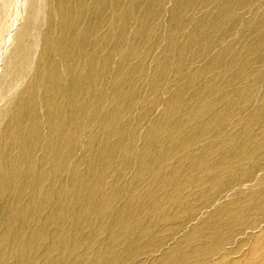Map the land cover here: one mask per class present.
Segmentation results:
<instances>
[{
    "label": "rangeland",
    "instance_id": "1",
    "mask_svg": "<svg viewBox=\"0 0 264 264\" xmlns=\"http://www.w3.org/2000/svg\"><path fill=\"white\" fill-rule=\"evenodd\" d=\"M75 10L36 40L27 85L57 107L28 126V196L0 195V264H264V0Z\"/></svg>",
    "mask_w": 264,
    "mask_h": 264
},
{
    "label": "bare ground",
    "instance_id": "2",
    "mask_svg": "<svg viewBox=\"0 0 264 264\" xmlns=\"http://www.w3.org/2000/svg\"><path fill=\"white\" fill-rule=\"evenodd\" d=\"M56 1H58V4L53 5L52 1H51V3H49V2H47V0H0V99L2 100L0 102L2 105V102L8 101L7 106L5 108H3L1 110L2 106L0 107V120L1 121L10 120L9 122H7L9 126L5 130V133L3 135V141L8 142L11 139H14L16 141V146L19 149V154L14 158L12 157L11 150L9 149L10 151L9 150L7 151V149H8L7 146H5L2 150L0 149L1 150L0 151V195L11 194L12 187L14 186V183L17 179L20 181L21 194L28 196L26 194L27 187L29 188L28 183H29V176H30V166H29V153L30 152H29L28 126L32 120L37 121L38 117H40L42 113L50 112V108H53L54 106L57 107L56 101L51 99L50 93L49 94L45 93V94L41 95L39 93V87L40 86L38 87V89H37V87H35V88L33 87L34 89L31 91V89L29 87V86H31V84L28 83L29 86L27 85L28 77L30 76L28 74V71L30 70V67H31L32 62H33L32 61V57L34 56L33 52L35 50H37V44L36 43H39L36 40L37 39H43V37L46 33V30L48 33V27L49 26L51 27V29L53 31H56V32L60 28V27L59 28L57 27L56 23H53V24L47 23V19H49L51 21L54 18L56 19V18L62 17V18H64L63 20H65V17H63L66 15V14H64L65 11H67V13H69L67 15L75 16V14H76V10H75L76 3L80 2V0L79 1L78 0H66V1L56 0ZM81 2H83V0H81ZM85 4H87V3L85 2ZM12 10L15 11L14 14H12ZM67 17H69V16H67ZM67 17H66V19L68 20ZM67 20H65V22ZM21 21H23V23ZM20 22L22 23L23 26L21 25V29L16 31L17 26L19 29V26H20L19 24H21ZM46 27H47V29H46ZM52 30H51V32H52ZM68 36H69V34L66 35V37H68ZM66 37L64 38L65 41H66ZM50 38H51V36H50ZM45 39H46L45 42L47 41L50 43V47L46 50V53H48L50 50L52 52L54 51L55 53L53 56L55 57L56 52H57V54H59V47L58 46H60V48H61V45H59V43H58V39H53L54 41L50 42L51 39H49L48 34H46ZM72 39H73V37H71V40ZM73 41H75V40H73ZM76 41H78L77 38H76ZM65 45L66 44H64V46ZM48 46H49V44H48ZM48 46L46 44V48ZM72 48H74V44L71 45V48H69V49L72 50ZM41 50H42V48H41ZM65 50H67V49H65ZM41 53H42V51H41ZM42 54H44V53H42ZM60 54H64L63 51ZM71 57L72 56H70V58ZM39 58H40V56H39ZM60 59H61L60 62L63 63L62 58H60ZM66 59H67V57H66ZM54 62H55V59H54L53 63ZM70 62H71V60H70ZM36 63L37 62L35 60L34 65H36ZM68 64H69V61H68ZM66 65H67V63H66ZM61 67H62V64H61ZM33 68H36V67H33ZM59 68H60V65H59ZM37 70H39L38 67H37ZM60 70L62 71V69H60ZM72 73H74V71ZM74 74H76V73H74ZM57 75L54 76V74H53V77L51 76V79L52 78L55 79V77L59 78L60 75L59 76H57ZM45 76H47V75H45ZM68 76H66V77H68ZM76 76L74 78H77ZM39 77H41V76H39ZM40 80H42V79L40 78ZM51 82H52V80H51ZM71 82H73L72 79H71ZM76 82H79V79ZM76 82L74 81V84ZM40 83H41V81H40ZM47 83H50V82L47 81ZM69 83H70V80H69ZM69 83H68V85L70 86ZM76 85H77V83H76ZM69 88H71V86ZM76 88L74 86V89H76ZM74 89H72V90L74 91ZM31 93L33 94L32 98H31ZM58 93H60V92H58ZM65 93H66V91L63 93V96ZM68 93H70V92H68ZM71 93H72V91H71ZM72 94H71V96H72ZM74 102L75 101L73 100V103ZM48 108H49V110H48ZM67 118H68V116H67ZM70 118H71V115H70ZM49 119H51V118H49ZM42 120L44 121V119H42ZM41 123L43 124V122H41ZM31 125H33V124H31ZM49 125H50V122H49ZM46 129H47V127H46ZM1 135H2V132H1ZM1 138H2V136H1ZM0 141H1V139H0ZM8 146H10V143ZM23 205L24 204H22V206Z\"/></svg>",
    "mask_w": 264,
    "mask_h": 264
}]
</instances>
